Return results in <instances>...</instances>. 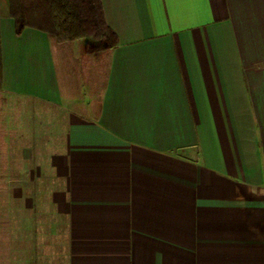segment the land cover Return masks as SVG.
<instances>
[{"label": "crops", "instance_id": "0c3cea01", "mask_svg": "<svg viewBox=\"0 0 264 264\" xmlns=\"http://www.w3.org/2000/svg\"><path fill=\"white\" fill-rule=\"evenodd\" d=\"M101 3L95 96L0 17V264H264V0Z\"/></svg>", "mask_w": 264, "mask_h": 264}, {"label": "trees", "instance_id": "16d2710c", "mask_svg": "<svg viewBox=\"0 0 264 264\" xmlns=\"http://www.w3.org/2000/svg\"><path fill=\"white\" fill-rule=\"evenodd\" d=\"M1 16L13 19L16 34L33 27L56 42L80 40L83 51L94 56L117 44L101 0H0Z\"/></svg>", "mask_w": 264, "mask_h": 264}, {"label": "rangeland", "instance_id": "374dc122", "mask_svg": "<svg viewBox=\"0 0 264 264\" xmlns=\"http://www.w3.org/2000/svg\"><path fill=\"white\" fill-rule=\"evenodd\" d=\"M52 41L55 44L56 54L60 53L65 57H62L63 61L59 65L66 66L71 71L74 85L77 87L81 83L86 85L88 91L95 96L106 72V57L103 55L96 57L91 54L81 53L80 40Z\"/></svg>", "mask_w": 264, "mask_h": 264}]
</instances>
